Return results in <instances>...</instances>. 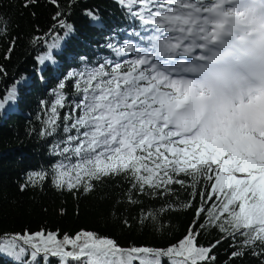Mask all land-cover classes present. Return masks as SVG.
<instances>
[{"label":"snow or ice","instance_id":"snow-or-ice-1","mask_svg":"<svg viewBox=\"0 0 264 264\" xmlns=\"http://www.w3.org/2000/svg\"><path fill=\"white\" fill-rule=\"evenodd\" d=\"M200 2L118 0L126 15L138 21L127 39L104 45L118 59L105 57L92 67L85 62L80 71L68 73L65 79L74 80L73 98H66L65 81L53 92L42 135L57 131L60 110L68 108L62 116L65 138L54 150L70 161L55 165L54 183L89 191L93 180L124 174L141 191H169L170 185L185 183L180 174L191 177L193 188L207 180L209 190L197 193L202 199L197 216L206 214L200 229L214 226L237 241L232 258L249 249L264 255V144L249 143L239 134L190 129L175 113L187 64L198 57L207 38L195 12ZM4 25L0 32L6 30ZM60 25L67 36L71 26L63 21ZM59 39L49 47H59ZM39 60L54 62L51 51ZM14 97L13 88L0 99V108ZM34 177L43 179V174H31L30 182ZM198 236L193 227L167 249H124L111 238L86 231L62 240L51 232L14 234L0 238V255L16 264H37L40 259L50 264L52 257L60 264H163L164 259L169 264H208L215 260L211 252L220 241L200 246Z\"/></svg>","mask_w":264,"mask_h":264},{"label":"trees","instance_id":"trees-1","mask_svg":"<svg viewBox=\"0 0 264 264\" xmlns=\"http://www.w3.org/2000/svg\"><path fill=\"white\" fill-rule=\"evenodd\" d=\"M219 3L201 0L195 9L197 18ZM0 18V28L6 22V30L0 32V99L15 89L14 99L0 108V238L51 232L62 240L65 235L75 237L86 231L111 238L124 249H167L177 245L194 227L199 230L198 245L208 247L220 241L211 252L215 260L208 264H264V255H253L250 249L232 258L237 241L225 238L226 233L214 226L200 229L206 214L197 216L202 204L197 193L209 190L207 180H200L193 188L191 177L180 174L183 185L172 184L169 191H141L133 187L128 176L119 174L91 181L89 191L82 186L72 190L56 187L55 165L70 161L54 150L65 138L62 116L68 108L60 110L57 131L42 135L53 92L65 81L66 98H73L74 80L65 79L68 73L80 71L85 62L92 67L105 57L118 59L104 45L127 39V33L138 25L118 0H0ZM61 21L71 26L67 36ZM57 36L59 47L50 48ZM49 51L54 62L41 63L39 57ZM246 131L238 124L206 132L241 135ZM33 173H42L43 179L34 177L35 182H30ZM188 203L191 207L184 206ZM0 264L16 262L0 255ZM37 264H44V260ZM50 264L60 262L52 257ZM163 264H169L168 259Z\"/></svg>","mask_w":264,"mask_h":264},{"label":"rangeland","instance_id":"rangeland-1","mask_svg":"<svg viewBox=\"0 0 264 264\" xmlns=\"http://www.w3.org/2000/svg\"><path fill=\"white\" fill-rule=\"evenodd\" d=\"M232 0H221V5L225 4V6H219L214 8L208 15L203 16L202 18H197L200 21L202 29L205 31L206 39L211 40L212 34L222 27H225L227 21L229 19L234 20L236 22L238 16L234 15L231 10ZM180 94L186 95L188 97L187 92L183 91ZM195 101L194 96L188 97L187 99H182L178 101L175 105V113L176 116L186 123V126L190 129L196 124L198 113L200 112L199 106H193L186 110V112L180 111V107L182 104L191 103ZM196 103V102H195ZM218 119L215 121L213 126H218L222 124L224 121H230L232 125L236 123L237 126L240 124L244 129H246L245 134H241V136L248 142L250 139H257L261 141V144H264V130L255 127V125L244 122L246 120V116H241V113H238L233 109L232 111H221L218 113ZM208 130V129H207ZM250 137V138H249Z\"/></svg>","mask_w":264,"mask_h":264},{"label":"bare ground","instance_id":"bare-ground-1","mask_svg":"<svg viewBox=\"0 0 264 264\" xmlns=\"http://www.w3.org/2000/svg\"><path fill=\"white\" fill-rule=\"evenodd\" d=\"M227 23L228 24H226L225 25V27H222V28H220V29H218V30H216L215 32H214V36H213V38L212 39H216L217 38V36H224V32L227 30V29H229V28H231V27H233V26H236L237 24H233L234 23V20H232V19H229L228 21H227ZM235 30H238V31H240V26H238V27H236V29ZM233 31H230V33H232ZM195 58H193V60H194ZM190 61H192V60H190ZM189 105H196L195 103H188V104H184V105H182L181 107H180V110L181 111H183V110H185L186 108H189L190 106ZM197 106V105H196ZM250 138V137H249ZM249 143H253V144H261V141L260 140H254V139H250V141H248Z\"/></svg>","mask_w":264,"mask_h":264}]
</instances>
